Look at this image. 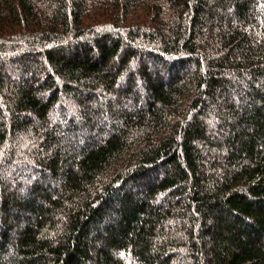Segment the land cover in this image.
I'll return each instance as SVG.
<instances>
[{
  "label": "trees",
  "instance_id": "1",
  "mask_svg": "<svg viewBox=\"0 0 264 264\" xmlns=\"http://www.w3.org/2000/svg\"><path fill=\"white\" fill-rule=\"evenodd\" d=\"M0 264H264V0H0Z\"/></svg>",
  "mask_w": 264,
  "mask_h": 264
}]
</instances>
